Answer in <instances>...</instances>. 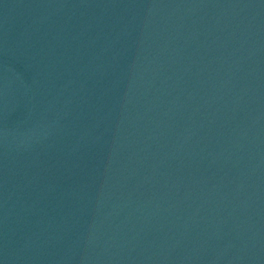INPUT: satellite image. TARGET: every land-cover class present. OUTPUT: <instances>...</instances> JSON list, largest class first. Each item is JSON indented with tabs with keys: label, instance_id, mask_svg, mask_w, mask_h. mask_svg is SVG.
Here are the masks:
<instances>
[{
	"label": "water",
	"instance_id": "95a60500",
	"mask_svg": "<svg viewBox=\"0 0 264 264\" xmlns=\"http://www.w3.org/2000/svg\"><path fill=\"white\" fill-rule=\"evenodd\" d=\"M0 264H264V0H0Z\"/></svg>",
	"mask_w": 264,
	"mask_h": 264
}]
</instances>
